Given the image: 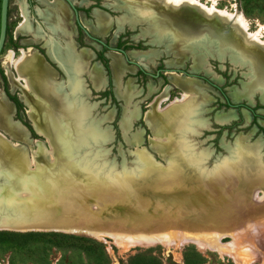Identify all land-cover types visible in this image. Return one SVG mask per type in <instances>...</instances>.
Instances as JSON below:
<instances>
[{"label": "rangeland", "instance_id": "374dc122", "mask_svg": "<svg viewBox=\"0 0 264 264\" xmlns=\"http://www.w3.org/2000/svg\"><path fill=\"white\" fill-rule=\"evenodd\" d=\"M71 1L74 6H78L77 8H85L83 12L78 10V20L87 24L89 32L91 29L93 30L92 25H95L91 13H93V9H96L95 18L97 14L103 16L108 28L104 34H91L110 46L123 49L128 58L138 62L144 71L125 62L120 54L103 48L87 38L82 32L80 33L79 38L83 45L91 50L94 48L97 51H102L109 66L111 63L109 54H116L121 57L124 68H126L122 74L121 71L119 72L121 75L116 87L110 84V74L106 73L108 83L103 89L92 90L86 83L85 88L88 91L80 96L81 102L88 112V119L94 126H97L101 139L105 141L107 136H110L108 141L100 142V145L94 146L92 152L96 154V163H103L101 164L103 167L116 171L123 170V168L126 169L125 171H129L135 165V151L143 150L149 154L154 163L164 165L165 161L159 157V154L170 157L172 152L166 144L163 145L167 146L166 150L159 149V154L151 148L150 140L153 135L143 119V114L157 109L163 111L162 109L170 107L169 105H179L183 100V95L188 94L185 90L194 93L189 85L183 90L176 84L177 79L175 78L182 77L193 80L204 95L201 99L205 100V103L198 115L201 123L197 125L201 127L199 129L194 127L193 131L186 133L187 140L192 147V154L202 156L199 158L201 168L197 167L200 170L192 172L189 169L172 167L166 173L155 169L159 173L153 171L146 174L142 182L137 181L140 186L138 193L132 192L131 186L101 185L86 178L84 183L92 189L99 188L101 191L120 189L118 193L112 192L113 195H117V200H120L117 202L119 204L104 206L102 210L105 213L101 219V226L110 231L103 232L100 238H95L55 230L0 228V264H93L91 258L84 253L83 244L68 243V240L58 249L53 246L54 238L46 234H39L47 232L88 237L101 242L110 264H264V182L258 184L256 181H249L243 185L242 177L233 173L227 175L223 168L224 172L220 174L215 172L212 174L207 171L220 161L229 160L230 150L236 144H243L248 149L255 148L253 152L257 154L256 161L264 160V103L259 102L258 91L255 90L250 102L241 99L240 96L243 86L248 85L251 79L248 69L245 66L232 65L226 57L220 60L216 59L208 48H206L208 54L204 55V63L197 70L191 68L190 57H186L176 64L174 53L170 50L166 51L164 42L157 41L149 32L147 19L138 18V21L131 22L129 9L124 7L127 3L124 4L122 0ZM198 1L210 4L212 0ZM213 1L216 8L232 11V8L235 7L240 11L246 18L248 29L255 30L257 26H263L261 32L264 36V0ZM24 2L30 32L26 34L27 36H19V38L35 39L40 36L42 41H49L48 32L45 30L47 25L40 23L34 15V10L42 14L45 12L47 4L52 1L49 0L47 4H45L46 0H30V3L24 0ZM14 3H17L16 0H10L11 13L7 20L10 36L5 37L0 52V68L5 77L8 92L17 97L19 91L7 81L4 69V63L10 54L7 51L11 49L12 38L15 37L16 40L18 38L14 34V27L20 18L18 5H13ZM21 6L20 2L22 16ZM145 8L147 9V7ZM22 21L16 27L15 32ZM118 21L119 27H116ZM91 23L93 24L91 25ZM69 27L68 30H70ZM96 27L95 32L99 30L98 25ZM27 45L30 46L27 49H21L19 54L14 50L16 58L21 56V51L30 48L37 49L38 52L40 48L42 52L39 53L44 56V49L40 47V41ZM145 52L148 53L145 54ZM132 53L145 55L147 58L139 61L131 56ZM46 61L57 71L59 76H62L54 64L47 59ZM174 69L195 72L204 78H190L179 70L174 72ZM156 71L158 75L154 76ZM20 82L22 83V81ZM0 91L3 92L1 78ZM116 91L122 94L126 100ZM70 93L76 96L81 94L79 90L68 88L66 101L59 106L66 105L70 100ZM233 95L239 99L231 101ZM231 102L240 104L233 108L228 104ZM245 103L248 105L244 106ZM47 104L49 105V103ZM28 110L29 107L22 102V110L19 111L18 118L14 113H11L10 116L11 121L16 122L24 130L27 128L22 124V120L28 122L33 128L32 119L27 117ZM229 112H233V115L217 120L218 114L227 115ZM49 114L46 111L45 120L49 119ZM122 120L124 126L128 124L125 131L120 129ZM56 124L57 119L54 115L53 127ZM156 124L157 118L154 120V126ZM32 130L36 136H31L27 129L29 142L7 138L8 143L12 145V148L22 146L21 148L24 149L26 147L27 157H31L38 151L40 156H46L50 147H47L41 132L35 131L34 128ZM44 135L46 136V134ZM52 136H55V132ZM129 139L130 143L136 139H141V142L130 144L127 142ZM163 141L168 144V140ZM45 147L46 149H44ZM89 150L86 145V148L81 151L90 152ZM178 171H183L181 172L183 178H178L181 173L175 175ZM188 173H191L192 177ZM196 176L198 178H195ZM157 183H163V185L153 191L156 189ZM8 189V181H1L0 191L7 192ZM94 194L96 193L94 192ZM130 194L140 202H145L146 197L152 201L147 202V205L143 202L138 207L129 208L127 203ZM120 203L124 204L120 205ZM24 232L36 233L29 236L19 235ZM164 234H169V236L162 237ZM218 235H221L219 239Z\"/></svg>", "mask_w": 264, "mask_h": 264}, {"label": "bare ground", "instance_id": "6f19581e", "mask_svg": "<svg viewBox=\"0 0 264 264\" xmlns=\"http://www.w3.org/2000/svg\"><path fill=\"white\" fill-rule=\"evenodd\" d=\"M122 1L128 5L125 4L124 7L129 9L131 22L138 21V18L149 20L153 17V10L150 7L151 1L159 2L163 6L189 4L199 7L206 12H214L223 16L229 20L232 28L238 32L240 40L245 43L244 46L246 47H243V52L252 57L255 68L261 67V73H258L261 76L264 74V36L261 32L263 26L259 25L255 30L248 29L246 18L235 7L232 8V11L219 9L214 6L213 0L210 4H204L198 0ZM21 4L23 21L16 32H24L29 29L26 11L22 2ZM49 4H51V9L44 12L46 15L44 13L40 14L37 11L38 14L43 15L44 19L46 17L49 20L47 22L50 27H53L52 29L59 28L65 34H68V15H66L62 2L60 0H53ZM96 22L99 27L97 33L104 34L108 28L106 19L97 14ZM117 24L116 27H119V21ZM49 45L51 47L52 43L49 42ZM174 46L176 47L175 63L178 64V62L183 60L185 54L180 47H177L178 44ZM247 47L250 49H247ZM147 53L145 52V54ZM11 55L12 53L9 54L4 63L6 74L12 87L20 86L19 88L22 91L21 97L29 107L28 114L32 119L33 128L35 131L41 132V135L46 140L47 147H50V151H48L46 156H40L38 151L31 157H27L25 154L26 147V149L24 148L25 150L21 148L22 146H19L20 148H12L8 140L0 135V182L8 181L9 186L7 192L0 191V228L15 230H61L100 238L103 232L110 231L109 229H103L101 226V219L105 213L102 211L103 207L115 204L118 201L120 202V200H117V195H113L116 192L118 193L120 189H106L102 190L103 192L99 188L92 189V187L84 183L86 178H90V181L101 185L131 186L132 192L138 193L140 192L138 183L142 182L146 174H150L153 171L158 172L155 169H159L163 173L169 172L172 167L185 168L192 172L200 170L198 169L201 168L199 158L202 156L192 154V147L187 140L186 134L189 131H193L197 125H200L201 120L198 115L205 103V100L201 99L204 95L196 87L193 80L182 77L175 78L177 79L176 84L183 90L188 85L194 90V93L185 90L188 94L183 95V100L179 105H169L170 107H165L169 109L164 108L162 109L163 111L159 109L147 111L143 115V119L153 135V138L150 140L151 148L155 149L159 154V149L163 151L168 146L169 150H171L170 152H172V156L170 157L159 154L165 161V164L162 165L163 167L157 166L158 164L154 163L145 151L137 150L134 153V168H131L129 171H125V168L116 171L112 168L103 167L101 165L103 163H96V154L94 153V155L92 150L94 146L100 145V142L104 140L101 139L102 137L99 135L97 126H94L89 121L88 112L81 102V94L76 96L70 93V100L66 105L64 107L59 106L53 110V106L45 99L47 90L50 91L51 86L54 88L52 82L53 75L47 69L42 59L31 50L21 51V56L18 59ZM69 55L67 53L64 59H69ZM131 56L139 61L146 60L147 58V56L138 55V53H132ZM109 57L111 58V71L116 75L123 68L122 59L116 54H111ZM82 58L85 59L83 56L79 58L78 67L83 62ZM192 61V67L196 68L199 65L198 57L194 56ZM167 64L169 63L167 62ZM93 67L89 71V74L94 82H98L100 81V73L99 70L93 71ZM97 67L99 66L97 65ZM83 68L84 65L81 67V71ZM17 80L22 81L23 84L20 82L21 85H18ZM67 81L68 77L64 83ZM77 81L79 82L78 79ZM39 95L42 96L39 97ZM120 96L123 95L120 94ZM231 99L237 101L239 97L233 95ZM47 103L50 105L48 107L50 113L55 111L53 113L57 119L55 127H53L54 115L49 114V119L47 120L44 118V114L47 111ZM11 111V104L5 99L3 94H0V130L7 133L11 138L23 142L25 130L16 123L12 124L10 120ZM232 115L233 112H229L227 115L218 114L217 120ZM156 118L157 124L154 126ZM53 131L55 132V136H52ZM43 133L46 134L47 138ZM158 133L160 134L158 135ZM165 139L168 140V144L164 143L163 140ZM27 140L28 142L30 141L29 139ZM139 140L136 139L131 143L137 144ZM164 144L167 146H163ZM86 145L87 150L91 148L90 152L81 151L86 148ZM246 148L243 144H236L230 150L229 160L220 161L207 171H210L212 174L214 172L220 174L225 170L227 175H231V173L237 174L242 177L241 183L243 185H246L249 181H256L258 184L264 182V160H261V162L256 161L257 154L253 152L255 148ZM181 172L183 171H178L175 175ZM188 174L192 177L191 173ZM179 176L176 177L183 178L182 173ZM195 178H198V176ZM87 180L89 181V179ZM161 185L163 183H157L155 185L156 189H153V191L158 190L162 187ZM187 188L189 187L187 186ZM112 192L114 193L112 194ZM145 192H147L146 189ZM135 198L130 194L129 202H126L129 208L138 207V205L144 202H140ZM145 199V205H147V202L152 201L148 197ZM123 204L120 203V205ZM167 236L169 234H164L162 237ZM220 237L221 235L217 236L218 239Z\"/></svg>", "mask_w": 264, "mask_h": 264}, {"label": "water", "instance_id": "95a60500", "mask_svg": "<svg viewBox=\"0 0 264 264\" xmlns=\"http://www.w3.org/2000/svg\"><path fill=\"white\" fill-rule=\"evenodd\" d=\"M64 2L72 10L75 19H77V11L72 1L64 0ZM150 7L153 10V17L147 20L149 23V32L157 41L164 42V48L166 51L170 50L175 55L176 47L174 45L178 44L177 47H180L181 50L184 51L185 57L183 59L190 57L192 61L194 56L198 57L199 65L196 68L191 67L195 70L204 63V55L208 54L206 53V48H208L211 55L218 60L226 57L232 65L245 66L250 73L251 79L248 82V85L243 86L242 93H240L241 99L250 102L252 100V94L255 91H258L257 99L261 104L264 103V74L261 76V74L258 73H261V67L258 69L255 68L252 57L246 54V52H243V47H246L244 46L245 43L240 40L238 32L232 28L228 19L215 14L214 12H206L199 7L191 6L189 4H182L180 6H163L162 4L151 1ZM7 10L8 0H0V52L3 48L6 37ZM76 23L78 24L77 21ZM81 29L87 38L98 43L100 46H104L110 51L120 54L125 62L133 64L140 71H143L139 63L135 60L129 59L123 49L106 44L100 38L89 33L84 27H81ZM201 49L206 51H198ZM247 49L250 48L247 47ZM178 70L179 69H174L173 71L175 72ZM179 72H182L190 78H204L203 76L195 74V72H186L183 70H179ZM154 76H157V72ZM211 85L214 86L213 83H211ZM216 88L219 89L218 87ZM231 101L233 100L231 99ZM246 103L243 105L247 106L248 104ZM228 104L233 108H236L240 103L231 102ZM121 123L120 129L125 131L128 124L127 127H125L123 125V120ZM199 127L201 126H196L195 129H199ZM109 139L110 136L108 135L104 142ZM130 139L127 141L128 143H130ZM139 142H141V139ZM157 166L161 167V165ZM55 231L73 233L70 231Z\"/></svg>", "mask_w": 264, "mask_h": 264}, {"label": "crops", "instance_id": "0c3cea01", "mask_svg": "<svg viewBox=\"0 0 264 264\" xmlns=\"http://www.w3.org/2000/svg\"><path fill=\"white\" fill-rule=\"evenodd\" d=\"M51 1H53V0H51ZM60 1L62 2L63 6L65 7L66 15H68L67 16L68 17L67 21H68L69 26H70L69 27L70 30H69L68 34H65L59 28L52 29L53 27H50L49 23L47 22L49 20H47L46 17H45V19H46V21H45L44 16L42 17V15L38 14L34 10V15L40 21V23L43 24V25H47V26H45V30L48 32L47 36H49L50 39H49V41L47 40V42H44L45 40L42 41L41 38H39V36H37L35 39H31V38L30 39H28V38L20 39L19 38V36H27L26 34H28V32H30V27H29V30L26 31V32L25 31L24 32L23 31L15 32L16 27L22 21L21 10H20V2L23 3L24 9L26 11L24 0H16L17 3H14L13 5H16V4L18 5V16L20 18V21L14 27V34L18 36V38H17L18 41L15 39V37L12 38L13 40L11 41V44H10V48L11 49H8V51H7L8 53L9 52L12 53V55H11L12 57L13 56H17V55H15L14 50H16L18 52V54H19L21 49H23V48L27 49V47L30 46V45H27V44H33V43L36 44L39 41L41 42L40 47L44 49V55L47 57L48 61L51 62L52 64H54V66L62 74V76H59L57 71L54 68H52L49 65V63H47V61L45 60L44 56L42 54H40L38 51H36L37 49L36 50H34L32 48L28 49V50H31V51L35 52L38 55V57H40L42 59L43 63L46 65L47 69L53 75L52 82L54 84V88L51 86V90L50 91L47 90V94H45V96H46L45 99H47L50 102V105L53 106L52 107L53 110L55 108L59 107V105L61 103H64L66 101L68 88H71L72 90H79L81 92V95H83L86 91H88V89L85 88L86 83L89 84V86H90V88L92 90L103 89L106 86V84L108 83V81H107L108 79L106 77V72L103 69L101 63L98 60L95 59V53L93 52V50H91L90 48H88L86 46H78L77 43L75 42L74 37L76 35V30H75V27H74L73 22H72L71 11L69 10L68 6L62 0H60ZM48 2H49V0H46L45 4H47ZM9 3H10V0L8 1V17H7V20L9 18L10 13H11L10 12V8H9L10 7ZM47 5L48 6L46 7L45 12H47V11H49L51 9L50 8L51 5H49V4H47ZM84 10H85V8H79V11H81V12H83ZM95 10L96 9H93V11H92L93 13H91V17L93 18L92 20H93L95 25H92L93 23H91L93 30L92 29L91 30L89 29V30L91 31V33H96V35H97V32H95L96 29H97V27H96L97 26L96 25V18H95V14H94ZM41 13H42V11H41ZM26 18H27V23H28L27 12H26ZM107 19H108V17H107ZM81 24L84 25L87 28V24L86 23L85 24L81 23ZM28 25H29V23H28ZM109 25H110V21H109ZM49 28H51V29H49ZM49 42L52 43L51 47L49 45ZM14 43L17 44V47H15V48L12 46V44H14ZM18 45H21V47H18ZM28 50H23V51H28ZM50 51H51V53H50ZM67 53L70 54L69 55L70 57H69V59L66 58V60H65L64 58H65V55H67ZM110 55L111 54H109V56ZM81 56H83L85 59L82 58L83 62L78 67V60H79V58ZM18 58H16V59H18ZM44 61H46V62H44ZM83 65H84V68L81 71V67ZM97 65L100 68L97 67ZM2 67H3V65H2ZM92 67H93V71H98L99 70L100 81H98V82H96V81L94 82L92 80V78L90 77L89 71L91 70ZM108 68H109V74H110L109 82H110V84L113 85V87H116L118 85V83H119L120 75L122 74L123 71H125L124 69H126V68H124V65H123V68H122V70L120 72L121 74L119 73V74H117L115 76H114V74L111 71L112 70V66L110 68V66L108 64ZM12 73H14V71H12ZM67 77H68V81L66 83H64V81L66 80ZM92 77H93V74H92ZM6 78H7V81H9V78H8L7 75H6ZM77 79L79 80V82L77 81ZM54 81L58 82L59 84L58 83L56 84ZM17 83H18V85H21L19 80H17ZM22 84H23V82H22ZM19 87L18 86L15 87L19 91V93L17 94V98L25 104V102L23 101V99L21 97L22 91L20 90ZM80 88H81V90H80ZM114 91H115V89H114ZM0 94H3V96L5 97V95H4V93L2 91H0ZM41 96L42 95H39V97H41ZM119 96H120V94H119ZM5 99L7 101H9L6 97H5ZM124 100H126V99H124ZM9 103L11 104V108H12L11 113H13L14 112L13 104L10 101H9ZM50 105L47 106V112L48 113H50V110H48L49 109L48 107ZM53 113H55V111L50 113V114L53 115ZM28 116H29V114H28ZM15 123L16 122H12V124H15ZM26 134H27V138L29 139V134H28L27 129L25 130V133H24L23 137H24V141L28 142V140L26 138ZM0 135L2 137H4L6 140H8L7 138H11L7 133H5V132H3L1 130H0ZM14 140H16V139H14ZM16 141H18V140H16Z\"/></svg>", "mask_w": 264, "mask_h": 264}, {"label": "trees", "instance_id": "16d2710c", "mask_svg": "<svg viewBox=\"0 0 264 264\" xmlns=\"http://www.w3.org/2000/svg\"><path fill=\"white\" fill-rule=\"evenodd\" d=\"M29 3H30V1H29ZM7 17H8V10H7ZM6 36H10V31H9L8 26L6 27ZM12 46L15 48V47H17V44L14 43V44H12ZM39 51L41 52V50H39ZM96 58H97V60H99L101 62L106 73L108 74L109 68H108L107 60L102 55V52H96ZM0 78L2 80L3 92H4L5 96L7 97V99L13 103V105L16 109V118H18V112L22 110V103L18 100V98L14 94H10L8 92L5 77H4L1 69H0ZM219 90H220V88H219ZM22 124L25 125V127L28 129L31 136H33V137L36 136L33 133V130L30 127V125L28 124V122H26L25 120H22ZM35 233L36 232H24V233L19 234V235L29 236V235H32ZM39 234H46V235H49L50 237L54 238L55 242H53L54 243L53 246L57 247L58 249H60L62 247V244L68 240H69L68 243L78 242L80 244H83L84 245L83 251L86 255H88L91 258V261L93 262V264H110L109 258L104 251L103 244L101 242H98V241L92 239V238L82 237V236L78 237V236H74V235H70V234H63V233H57V232H47V233H39Z\"/></svg>", "mask_w": 264, "mask_h": 264}, {"label": "flooded vegetation", "instance_id": "af4514ba", "mask_svg": "<svg viewBox=\"0 0 264 264\" xmlns=\"http://www.w3.org/2000/svg\"><path fill=\"white\" fill-rule=\"evenodd\" d=\"M9 1V0H8ZM27 2H29L30 0H26ZM63 2H64V0H62ZM65 3V2H64ZM66 4V3H65ZM67 5V4H66ZM68 6V5H67ZM68 8H69V6H68ZM75 8H76V11H77V19H75V17H74V14H73V12H72V10L69 8V10L71 11V14H72V22H73V25H74V27H75V30H76V35H75V37H74V40H75V42L77 43V45L78 46H84L83 45V42L81 41V39L79 38V36H80V33L82 32L83 33V31H82V29H81V27H84L86 30H87V28L84 26V25H82L81 24V22L78 20V10H79V8H77L76 6H75ZM76 21L78 22V24L76 23ZM7 26H8V22H7ZM88 31V30H87ZM89 32V31H88ZM89 33H91V32H89ZM98 38V37H97ZM103 48H105L104 46H102ZM92 48V47H91ZM39 50H41L40 48H39ZM93 50V52L95 53V59L97 60V58H96V52H102V51H97V50H95L94 48L92 49ZM40 52V51H39ZM41 52H42V50H41ZM41 54V53H40ZM44 54V53H43ZM102 55H103V52H102ZM104 56V55H103ZM44 58H46L47 59V57L44 55ZM45 59V60H46ZM48 60V59H47ZM101 63V62H100ZM157 72V71H156ZM155 72V73H156ZM157 75H158V72H157ZM10 93V92H9ZM11 94V93H10ZM5 95V94H4ZM6 97V96H5ZM7 98V97H6ZM19 100V99H18ZM10 101V100H9ZM20 101V100H19ZM11 102V101H10ZM21 102V101H20ZM12 103V102H11ZM22 103V102H21ZM13 104V103H12ZM13 107H14V105H13ZM14 115H15V117H16V109H15V107H14ZM18 115H19V112H18ZM19 118L21 119V117L19 116Z\"/></svg>", "mask_w": 264, "mask_h": 264}]
</instances>
